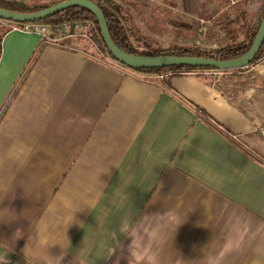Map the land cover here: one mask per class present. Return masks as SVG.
<instances>
[{
  "label": "crops",
  "instance_id": "1",
  "mask_svg": "<svg viewBox=\"0 0 264 264\" xmlns=\"http://www.w3.org/2000/svg\"><path fill=\"white\" fill-rule=\"evenodd\" d=\"M111 1L163 47L181 40L166 43L141 18L180 33L216 5ZM195 1L201 11L185 14ZM85 33L56 45L18 29L2 39L0 256L132 264L136 242L158 264H264V90L232 89L223 72L162 86Z\"/></svg>",
  "mask_w": 264,
  "mask_h": 264
},
{
  "label": "trees",
  "instance_id": "2",
  "mask_svg": "<svg viewBox=\"0 0 264 264\" xmlns=\"http://www.w3.org/2000/svg\"><path fill=\"white\" fill-rule=\"evenodd\" d=\"M31 1L32 0H28L26 4L0 3V7L9 10L21 11V12H36L39 10H43L48 6L52 5V3H50L51 0H44L43 4H32ZM92 1L95 2L103 11L104 16L107 20L110 34L114 42L118 45V47L129 54L138 55V56L172 55V56H199V57H206L217 60L234 59L243 55L251 47L255 39L256 33L258 31V28L260 26V23L262 21V18L264 17V0H259L260 2H259V9L256 12V21L252 25L246 24L245 27L246 36L245 39L241 41H237V39H235L236 35L235 36L233 35L231 37L232 40L229 43H227L226 45H219L214 49L200 48V47H195L194 45L191 47H187V46L184 47L180 45H168L167 47H163V46H159V43H153L151 38H148L147 36L144 37L138 31H133L134 28L128 26V23L130 21V15L124 12L121 6H119L117 3L111 0H92ZM251 3L252 0L239 1V4H243V5L244 4L249 5ZM211 14L212 13L208 11H204L201 14V16H203L206 20H210ZM245 15H246L245 10L244 11L242 10L240 12L239 18L243 21H246L247 17ZM229 18L230 17H227L225 23L222 24V26L220 27L222 28V32L226 34L232 29L233 25L239 24L236 19L231 20ZM73 21H83V22L90 21L92 23V29L90 33L91 39L105 54H107L111 59H113L101 37V33L98 27V22L95 16L84 8L66 9L58 14H55L50 18L35 23L61 25L66 22H73ZM3 23L4 24L0 28V49H1L2 39L8 31L12 30L13 27L21 28L27 24V23H19V22H12L6 20H3ZM141 23L143 25L142 29H144L146 26L145 25L146 22L143 18H141L140 24ZM189 30L191 31V28H189ZM226 34L225 36L227 37ZM263 57H264V43L262 48L260 49V52L251 62V64L243 68L218 70L209 67L172 66L168 68L135 69V70L140 73H144L153 77V79L158 81V83L162 86H170L173 78L186 74L204 75L205 73H209V72H223V73H231L232 75H234L237 74L238 72L249 70L254 64H256ZM258 79L259 80L256 82L257 84L256 86L259 89L264 90V81H261L262 80L261 77H259ZM250 82L251 81H248L246 84Z\"/></svg>",
  "mask_w": 264,
  "mask_h": 264
},
{
  "label": "water",
  "instance_id": "3",
  "mask_svg": "<svg viewBox=\"0 0 264 264\" xmlns=\"http://www.w3.org/2000/svg\"><path fill=\"white\" fill-rule=\"evenodd\" d=\"M70 8H84L92 13L98 22L101 37L112 58L131 69H157L172 66L209 67L218 70L243 68L251 64L264 43L263 17L251 47L243 55L234 59L217 60L199 56L132 55L123 51L114 42L103 11L92 0H63L36 12H21L0 7V19L19 23H34L43 21Z\"/></svg>",
  "mask_w": 264,
  "mask_h": 264
},
{
  "label": "rangeland",
  "instance_id": "4",
  "mask_svg": "<svg viewBox=\"0 0 264 264\" xmlns=\"http://www.w3.org/2000/svg\"><path fill=\"white\" fill-rule=\"evenodd\" d=\"M62 0H51L50 3L55 4L58 2H61ZM234 2H232V0H216L215 4L216 5H211L208 8V11H212L214 14H218L219 18L215 21H210L207 24V34H205V37L202 36L203 33L201 34H197L196 33V29L198 24H195L193 26V30H189V26L192 24V22L190 20H187V22H185L186 25H184V23L182 24V27H187V30H182V32L177 33L176 31L172 30H167V29H163L162 27H160V25L157 23L158 21L156 20L155 16H151V18L148 19V21L145 23V25L147 26L146 28L149 31H152L153 34H156L158 36H163L166 40L167 39H172V40H176L180 42L181 46H187V47H191L192 45L200 47V48H207V49H214L216 47H218L219 45H226L225 43H229L232 39L231 37L234 35L235 39H237V41H241L243 40V34L245 31V27L246 24L247 25H252L255 21H256V12L259 9V0H252V5L249 4H239L238 1L233 0ZM32 4H43L44 0H32L31 1ZM196 3V1H195ZM242 3V2H240ZM256 4V5H254ZM258 4V5H257ZM246 12V21H243L239 18L240 12L241 11ZM201 11L200 7H197V3L195 4V9L193 11H190L189 9L187 11H185V14H191L192 12L199 13ZM192 13V14H194ZM227 17H230L229 19H236L238 21L239 24L233 25L232 29L226 34H220L222 35H227L226 38H221V36L216 35V33L218 34L219 32H216L214 29L216 27H221L222 24L225 23V21L227 20ZM230 20V21H231ZM243 21V22H242ZM87 22V23H86ZM88 23L89 28H87ZM174 23V20H173ZM83 26L85 28V30L89 29V37L90 33H91V29H92V23L90 21H85V23H83ZM167 28V27H166ZM214 30V31H213ZM174 31V32H173ZM218 31H222V28H220V30ZM151 33V32H150ZM166 36V37H165ZM220 37V38H219ZM237 37V38H236ZM164 39V41H165ZM154 41V40H152ZM168 41V42H167ZM166 43H170L169 40H167ZM156 42V41H155ZM158 42V41H157ZM203 43V44H202ZM161 44H164L161 42ZM159 46H162V45ZM166 47V46H164ZM119 63V62H118ZM223 78H226L228 81H233L234 83L232 85V89L235 88V90L238 87H242V89L245 88V90L248 89V93L251 92H259V88L256 86V82L259 80L258 78L261 77L262 80L264 81V57L262 59H260L256 64H254L249 70H245L243 72H238L237 74L232 75L231 73H225L224 76H222ZM176 78V77H175ZM173 78L172 81L175 79ZM201 78V76L199 77ZM225 79V80H226ZM242 83H241V82ZM248 81H251L250 83L246 84ZM255 81V82H253ZM227 82V81H226ZM231 88V87H229ZM258 88V89H257ZM238 90V89H237ZM263 96V100H264V91L262 93Z\"/></svg>",
  "mask_w": 264,
  "mask_h": 264
},
{
  "label": "built area",
  "instance_id": "5",
  "mask_svg": "<svg viewBox=\"0 0 264 264\" xmlns=\"http://www.w3.org/2000/svg\"><path fill=\"white\" fill-rule=\"evenodd\" d=\"M28 0H0V3H16V4H26ZM196 24H198L196 33L201 34L207 30L208 21L201 17L195 18ZM83 21H73V22H66L61 25H52V24H43V23H27L23 27H13L12 30L18 29L28 33H33L42 36L45 41L51 44H58L61 40L65 39L68 35L73 33L86 31L85 36L89 37V29L85 30L83 26ZM87 23V22H86ZM3 20L0 19V28L3 25ZM89 23L87 28H89ZM50 34H55L56 37H50ZM162 78V77H160Z\"/></svg>",
  "mask_w": 264,
  "mask_h": 264
},
{
  "label": "clouds",
  "instance_id": "6",
  "mask_svg": "<svg viewBox=\"0 0 264 264\" xmlns=\"http://www.w3.org/2000/svg\"><path fill=\"white\" fill-rule=\"evenodd\" d=\"M115 250H110L112 255ZM129 257L132 264H158L157 254L150 248H141L140 244L133 242L130 245ZM0 264H9V262L0 256Z\"/></svg>",
  "mask_w": 264,
  "mask_h": 264
}]
</instances>
